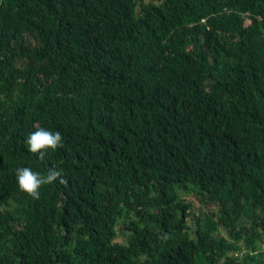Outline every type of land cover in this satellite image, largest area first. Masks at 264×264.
Returning a JSON list of instances; mask_svg holds the SVG:
<instances>
[{"label":"trees","instance_id":"16d2710c","mask_svg":"<svg viewBox=\"0 0 264 264\" xmlns=\"http://www.w3.org/2000/svg\"><path fill=\"white\" fill-rule=\"evenodd\" d=\"M38 127L63 140L43 160ZM23 167L67 182L33 199ZM259 243L264 0H0V264H264Z\"/></svg>","mask_w":264,"mask_h":264},{"label":"clouds","instance_id":"9594fccd","mask_svg":"<svg viewBox=\"0 0 264 264\" xmlns=\"http://www.w3.org/2000/svg\"><path fill=\"white\" fill-rule=\"evenodd\" d=\"M25 143L28 146V151L33 154H39L38 159L40 160L44 159L48 149L55 151L57 148L63 147L62 135L59 131L52 132L40 127L26 138ZM62 173V169L57 170L55 167L50 168L46 174L34 172L31 168L23 167L16 170V178L20 190L33 199H39L42 186L57 180L61 184L67 182L63 178Z\"/></svg>","mask_w":264,"mask_h":264},{"label":"rangeland","instance_id":"374dc122","mask_svg":"<svg viewBox=\"0 0 264 264\" xmlns=\"http://www.w3.org/2000/svg\"><path fill=\"white\" fill-rule=\"evenodd\" d=\"M148 1V0H146ZM179 195L181 198H185L187 200H190L193 204L194 209L196 212H208L212 209V206H206L204 205L196 196L195 193L191 190L184 191L183 189L179 190ZM216 211V209H214ZM188 224L190 225L191 229H194V223L191 219L188 220ZM223 233L226 235V232L223 231ZM117 240L122 241L121 237H117ZM237 244L241 247V251L245 250L246 245L244 240H240L237 242ZM264 249V244L259 243L257 249L255 250V254L258 255V252Z\"/></svg>","mask_w":264,"mask_h":264}]
</instances>
